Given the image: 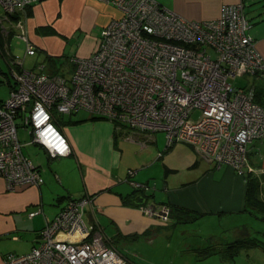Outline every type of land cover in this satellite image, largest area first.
<instances>
[{
	"label": "built area",
	"instance_id": "2783aa9c",
	"mask_svg": "<svg viewBox=\"0 0 264 264\" xmlns=\"http://www.w3.org/2000/svg\"><path fill=\"white\" fill-rule=\"evenodd\" d=\"M40 1L0 0V8L9 19ZM113 4L120 16L102 29L90 55L70 59L74 68L68 76L47 75L42 64L24 68L25 57H34L36 50L23 31L18 36L24 52L10 57L13 82L0 101V178L6 189L43 183L39 165L24 147L38 146L50 158L69 155L55 116L80 112L138 133H163L166 148L185 143L215 167L243 176L247 145L264 140V106L254 101V85L230 82L239 75L264 78V57L249 35L243 4H224L217 19L203 22L185 20L155 0ZM12 21L23 30L21 20ZM19 130L28 142L20 141ZM135 174L128 170L126 182L150 197L156 183L135 182ZM91 202L89 197L67 200L46 220L37 245L22 255L7 254L3 264H132L96 225L86 223ZM141 211L162 223L172 213L168 205L155 203Z\"/></svg>",
	"mask_w": 264,
	"mask_h": 264
},
{
	"label": "crops",
	"instance_id": "0c3cea01",
	"mask_svg": "<svg viewBox=\"0 0 264 264\" xmlns=\"http://www.w3.org/2000/svg\"><path fill=\"white\" fill-rule=\"evenodd\" d=\"M155 1L185 20L201 22L217 19L224 4L242 3L250 24L249 35L264 57V0ZM119 16L113 0H42L27 7L17 17L23 30H13L8 47L11 38L20 36L23 31L36 50L27 69L42 64V71L47 75L68 76L74 68L63 57L69 42L74 40L78 44L72 58L87 57L96 48L102 29ZM19 42V54L23 55L25 42L23 39ZM260 81L256 87L264 86V81ZM65 115L64 123L60 121L64 115H56L55 122L71 153L50 158L43 149L34 146L30 155L41 170L43 183L40 186L19 185L8 191L0 178V264L9 253L22 255L36 246L46 220L54 217L69 199L91 198L85 212L86 223L96 225L124 258L122 248L129 238L144 235L158 226H168L179 216L185 215L188 220L191 215H197L196 218L203 215H253L252 210H246L248 176H240L228 167L217 168L209 162L208 167L199 169L188 182L172 188L165 180L150 197L142 196L126 182L127 171L137 170L132 177L135 182L150 183L153 180L148 166L157 160H151L149 154L154 148L148 145L155 144L158 149V133H138L87 113ZM127 132L132 136L126 135ZM129 139L141 144L144 151L148 147V152H143V157L138 159L145 169H138L131 161L125 160L126 148L122 145ZM261 143L253 141L247 145V155L252 161L259 158ZM148 203L171 207L173 215L169 222L162 223L144 215L141 208ZM35 211H38L36 215L28 216Z\"/></svg>",
	"mask_w": 264,
	"mask_h": 264
},
{
	"label": "rangeland",
	"instance_id": "374dc122",
	"mask_svg": "<svg viewBox=\"0 0 264 264\" xmlns=\"http://www.w3.org/2000/svg\"><path fill=\"white\" fill-rule=\"evenodd\" d=\"M3 15L0 8V16H2L0 17V30L4 29L7 35H11L15 26L12 24V19L9 21ZM6 33L3 32L4 36ZM19 40L16 35L11 38L10 52L13 56L20 53ZM77 45L74 40L69 42L67 52L63 55L68 63L74 57ZM2 52L5 57L0 55V101L8 97L9 85L13 82L8 66L11 58L4 50ZM32 62L33 58L26 57L24 68H29ZM261 79L254 80L251 77L239 75L230 82L235 87L244 88L249 85L256 86ZM197 116V111L191 114L192 118ZM58 118L57 116V121L60 120ZM66 119L67 116L64 115L60 120L61 123H64ZM126 135L132 136L130 132ZM19 138L22 143L30 140L22 130H19ZM124 143L121 145L126 148L124 150L125 160L131 161L132 165L138 169H143L138 159L143 157V152H148V147L144 151L141 144L131 139ZM156 143L158 149H155V144L148 145L154 148L152 154H149L151 160H157L148 166L150 167L148 168L149 176L153 178L151 182L156 183V188L165 180L172 188L179 183H186L191 176L196 175L199 169L209 165L204 157L185 143H174L166 148L164 134H157ZM34 146H25L24 154L36 162L30 156ZM258 148L257 157L259 158L252 161V158L247 155L243 176L253 179L256 196L259 201L264 202V140ZM129 149L131 150L130 157H128ZM255 203L253 200L252 204L257 206ZM196 216L191 215L188 220H185L188 217L182 215L172 220L168 226H158L144 235L129 238L122 248L125 258L132 264H264V221L254 215H203L198 218ZM171 217L172 213L170 219Z\"/></svg>",
	"mask_w": 264,
	"mask_h": 264
},
{
	"label": "trees",
	"instance_id": "16d2710c",
	"mask_svg": "<svg viewBox=\"0 0 264 264\" xmlns=\"http://www.w3.org/2000/svg\"><path fill=\"white\" fill-rule=\"evenodd\" d=\"M10 20H16L17 17L12 16V17H8ZM9 36L6 37L3 34V31L0 30V55L2 57H5V55L3 54V50L5 51V53L7 54V56L11 57V52L6 49L8 46V39ZM254 101L256 103H258L261 106H264V86H254ZM253 179H249V177L247 178V204H246V210H252L251 214H253L254 216H256L257 218H259L260 220L264 221V202L259 201V199L256 196V187L254 186V184L252 183ZM139 196V195H138ZM137 196V198H138ZM144 198V197H143ZM142 199V198H141ZM254 200V203L257 206H254L252 204V201ZM172 210V209H171ZM259 213H257V212ZM182 213H184L182 211ZM172 215H173V211H172ZM236 244V243H235Z\"/></svg>",
	"mask_w": 264,
	"mask_h": 264
}]
</instances>
